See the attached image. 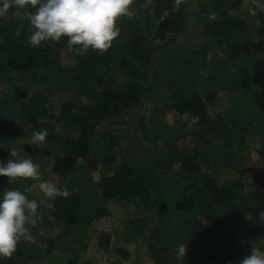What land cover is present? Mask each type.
I'll use <instances>...</instances> for the list:
<instances>
[{"label": "trees", "instance_id": "obj_1", "mask_svg": "<svg viewBox=\"0 0 264 264\" xmlns=\"http://www.w3.org/2000/svg\"><path fill=\"white\" fill-rule=\"evenodd\" d=\"M185 1L154 0L149 6L148 0H132L133 16L116 20L120 32L107 50L71 51L66 62L65 40L30 46L33 30L26 18H0V161L8 157L13 129L18 134L28 126L36 130L48 118L65 130L61 136H46L55 175L41 171L44 181L68 192L52 197L51 210L65 229L59 240L68 243L58 246L55 257L61 264H78L73 240L85 235L92 220L109 216L110 201L136 209L122 234L126 241H141L154 264L174 260L169 251L184 242L189 264H226L234 252L230 221L243 209L257 216L264 210V171L250 199L237 195L236 184L217 187L214 178L201 173L202 167L227 168L235 153L231 140L243 145L247 136L262 142L257 154L264 163L262 17L254 41L247 20L234 30V11L242 0H196L199 16L206 18L204 35L218 47L225 37L234 36L227 43L228 54L213 67L203 47L177 44L187 31ZM26 89L32 94L24 93ZM219 92L229 98L223 114L210 109ZM56 94L69 100L61 103L54 119L50 102ZM82 97L87 103L80 104ZM146 101L161 102L167 110L185 114L186 120L164 126L150 117L149 127L142 119L119 122L123 113L126 117ZM98 170L102 175L97 186L91 172ZM29 186V179L8 184L7 177H0V189H19L28 198ZM37 226L29 225V238L22 237L0 264H42L53 255L57 242L37 238ZM259 236L264 238V233ZM102 242L109 244V236ZM117 252L128 256L122 249Z\"/></svg>", "mask_w": 264, "mask_h": 264}, {"label": "rangeland", "instance_id": "obj_2", "mask_svg": "<svg viewBox=\"0 0 264 264\" xmlns=\"http://www.w3.org/2000/svg\"><path fill=\"white\" fill-rule=\"evenodd\" d=\"M240 8L234 11L235 16V28L242 27V20L245 19L249 22L248 34L251 39L258 41L256 28L262 22L264 23V0H242ZM154 0H148L149 6L153 5ZM187 3V31L184 37H180L177 40L178 45L182 46H200L203 47L204 51L207 52V58L209 64L213 67L217 66V61L228 54L227 43L232 41L233 35L227 36L224 40H221V46L218 47L209 37L203 34V23L206 18H201L198 12V5L196 6V0H186ZM194 5V8H193ZM120 18V17H119ZM118 18V19H119ZM264 48V37L260 40ZM179 46V47H180ZM67 49L68 46L66 45ZM72 54L71 50H63L62 57L64 61L71 59L68 54ZM256 53V52H255ZM253 56V55H251ZM257 57V53L255 54ZM260 59L261 55H260ZM264 60V59H263ZM64 62V64H65ZM207 72L205 73V78ZM33 92V91H32ZM30 89H26L24 93L32 94ZM80 104L87 103L85 98H79ZM67 96L56 94L50 102V114L55 119L58 117L59 107L61 103L68 101ZM153 106L157 109L152 111ZM130 110L126 117L124 113L119 118V122H125L131 124L134 119H142L146 126L149 127V118L154 117L155 122H160L164 126H172L175 124H181L186 120V115H179L174 110H167L161 102L154 104L150 101H146L143 107ZM229 108V98L224 92L216 93L210 103V109L212 113H225ZM126 113V112H125ZM42 126L36 130H30V126L23 129V133L18 134V128L9 133L11 137L8 148H15L18 156L21 158L33 153V162L38 165L39 176L35 179L29 178L30 186L29 190L31 197L29 199H35L38 202L37 209V223L38 226L35 228L36 237H43L45 239H54L57 243L53 248V255L48 256L44 259L42 264H61L55 257L58 255V246L63 243V247H67L68 243L60 239V235L64 233L63 221L57 219L53 214L52 206L53 199L45 196L39 190V183L43 180L41 171L54 174L52 170L53 154L49 151L51 147L50 142L45 139L41 149L36 148L34 145L25 143L28 141L33 131L41 129L47 130V136L49 134L55 136L64 135L65 130L63 124L60 122L50 121L48 118L40 120ZM45 127V128H44ZM122 128V127H121ZM115 130H118L115 129ZM102 145L101 140H97ZM235 144L234 156L231 162L226 168L212 167V168H201L202 175H209L215 179L217 187H223L224 185L236 184L239 188L237 195H244L247 199H250L254 194V186L257 185L262 179V173L264 171V163L261 162L257 154V149L262 144L260 140L254 139L253 137L247 136L243 145H236V140H231ZM190 145V142L188 141ZM180 148L184 145L178 142ZM27 150V152H26ZM10 157L8 156L7 159ZM7 159H4L6 161ZM81 163V162H80ZM179 165H175L177 169ZM55 175V174H54ZM101 171H92L91 177L95 185H99L101 182ZM8 179V178H7ZM260 180V181H259ZM15 182V181H13ZM48 182V181H47ZM12 183V182H11ZM51 183V182H50ZM57 184V183H56ZM109 216L102 218H95L86 227L85 235L78 237L73 240V247L76 248V256L78 264H154L155 261L150 255L149 249L135 238L126 241L123 229L124 222L135 215L136 209L132 205L126 207L117 206L111 201L106 204ZM102 207V206H99ZM146 215L148 213H145ZM155 221V217L150 215ZM47 223L49 227H47ZM254 229V231H253ZM260 233H264V226L258 222V216L249 210H240L230 221V237L234 245V252L228 259L226 264H239V261L246 255L249 254L252 244L256 243L261 237ZM110 238L109 244L102 242L105 237ZM244 241L245 243H241ZM106 244V245H105ZM102 245V246H101ZM85 246V247H83ZM60 247V246H59ZM186 251L184 257H177L176 248L169 251V255L174 258L172 261H167L159 264H189L188 257V245L185 244ZM122 249L128 253L127 257L119 255L117 250ZM165 253V252H164ZM166 254V253H165ZM164 254V255H165Z\"/></svg>", "mask_w": 264, "mask_h": 264}, {"label": "clouds", "instance_id": "obj_3", "mask_svg": "<svg viewBox=\"0 0 264 264\" xmlns=\"http://www.w3.org/2000/svg\"><path fill=\"white\" fill-rule=\"evenodd\" d=\"M131 4L132 0H0V18H26L33 30L28 38L30 46L63 39L69 50L77 54L88 50L101 54L119 35L116 20L133 16ZM46 136V129L33 131L25 143L41 149ZM8 156L6 161H0V177H7L8 184L39 176L38 165L28 155L21 158L15 148H9ZM38 187L50 198L68 195L67 189H58L47 181H41ZM37 209V200L29 199L25 192L0 189V261L11 257L22 237L29 238V225L37 223ZM258 222L264 226V210L258 213ZM185 243L176 246L177 257H184ZM239 264H264V238L252 244Z\"/></svg>", "mask_w": 264, "mask_h": 264}]
</instances>
